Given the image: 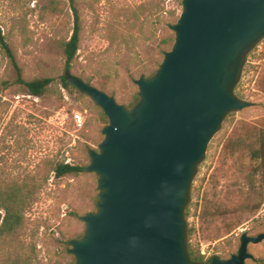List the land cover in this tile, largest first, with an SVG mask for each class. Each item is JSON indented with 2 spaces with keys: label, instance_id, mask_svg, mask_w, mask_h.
Wrapping results in <instances>:
<instances>
[{
  "label": "rangeland",
  "instance_id": "374dc122",
  "mask_svg": "<svg viewBox=\"0 0 264 264\" xmlns=\"http://www.w3.org/2000/svg\"><path fill=\"white\" fill-rule=\"evenodd\" d=\"M75 5L82 31L70 71L86 81L91 79L99 88L104 84L103 90L118 102L131 104L138 91L133 78L155 71L164 58L161 50L172 47L163 45V38L175 36L168 24L177 21L182 0H75ZM135 10L142 15L135 17ZM74 16L71 0H0V22L25 75L55 78L53 86L39 97L20 86L0 92V167L4 177L35 175L38 166L45 169L47 161L54 158L87 165L90 157L85 143L97 148L104 137L105 123L98 105L77 88L66 89L60 83L67 72L64 47L73 33ZM145 67L148 71L143 72ZM0 76L14 77V73L3 65ZM262 78L264 39L248 53L238 83L243 99L255 105L224 121L192 183L188 242L189 247L200 249L205 260L214 254L227 258L235 253L244 231L250 235L264 232V204L253 213L243 212L240 203L250 186L249 153L242 151L227 161L222 153L237 122L264 127V93L259 90ZM48 177L26 211L21 240L33 264H71L74 257L67 251V241L84 230L79 215L95 209L97 176L84 171ZM205 198L211 200L207 209L212 217L203 219ZM4 214L0 209V216ZM18 249L17 242L1 244L0 261L14 257ZM249 251L256 259L245 264H264V241L250 244Z\"/></svg>",
  "mask_w": 264,
  "mask_h": 264
},
{
  "label": "water",
  "instance_id": "95a60500",
  "mask_svg": "<svg viewBox=\"0 0 264 264\" xmlns=\"http://www.w3.org/2000/svg\"><path fill=\"white\" fill-rule=\"evenodd\" d=\"M175 40L157 69L133 78L132 104L66 72L109 118L89 149L95 209L70 238L74 264H245L264 232L244 231L237 252L195 261L187 207L211 140L232 112L255 105L236 93L248 53L264 39V0H182ZM2 222V220H1Z\"/></svg>",
  "mask_w": 264,
  "mask_h": 264
},
{
  "label": "trees",
  "instance_id": "16d2710c",
  "mask_svg": "<svg viewBox=\"0 0 264 264\" xmlns=\"http://www.w3.org/2000/svg\"><path fill=\"white\" fill-rule=\"evenodd\" d=\"M71 2L75 18L72 36L70 40L65 43L64 47L67 71H70L72 63L79 50L82 31V23L78 7L75 5V0H71ZM133 15L135 17H140L142 13L139 14L135 10L133 11ZM129 20H131V17H129ZM133 24H136L135 21L132 25ZM174 40L175 36L164 37L163 45L172 46ZM164 51L165 49L161 50L163 57ZM161 60L157 62V66H159L162 62ZM3 65L14 73V77L1 78L0 76V92H3L13 86H20L26 90L28 94L39 97L45 94L55 82V78L52 76L27 77L25 75L24 68L19 61L18 54L9 41V37L0 22V68ZM145 71H148L147 67H145L143 72ZM153 72L154 71H151L149 74ZM60 80V83L66 89L77 88L67 78L66 73L61 75ZM87 81L90 82L91 79H87ZM259 86V90L264 93V78H262L259 82ZM100 87L105 89L104 84ZM236 92L241 98H243V93L239 91V85L236 87ZM61 97H63L62 93ZM134 98V100H136L137 94ZM133 102H131V104ZM97 107L100 108L104 123L107 125L109 123V118L101 107ZM235 113L236 112L230 113L225 121L229 116L235 115ZM88 146V143H85V150H87L89 154L90 147ZM245 150L249 153L250 160L252 161L250 164V171L247 176L249 178L250 186L248 191L243 194L240 199V203L243 212L254 213L260 210L264 204V127L259 126L256 122L241 120L236 123L232 134L225 140L222 153L225 161H227L229 159L237 158L239 154ZM1 164L2 162H0V165ZM85 166L86 165L66 162L65 160H57L54 158L47 161V168L41 169L40 166H38L35 175L27 173L22 178L16 176L4 177V171L2 167H0V209L4 210L5 213L3 217L0 216V245L15 242L19 244V249L16 251V255L14 257L3 258V261H0V264H33L32 256L29 257L26 254L21 240V235L23 229L25 228V214L28 207L35 200L37 194L43 189L45 183L48 181V174L54 173L57 178H61L65 175H78L81 172L86 171ZM44 174L47 175L45 178L43 177ZM257 177H259L258 181ZM240 192L244 193L242 191ZM209 201L211 200L208 198L204 199V207L201 211L203 219L212 217L207 209ZM191 209V206L187 207V217L191 216ZM75 215L78 216L77 213H75ZM189 234L190 236L193 234L192 228L189 229ZM189 251L193 260L205 261L206 258L202 255L200 249H194L190 245ZM71 264H74V261L71 262Z\"/></svg>",
  "mask_w": 264,
  "mask_h": 264
},
{
  "label": "built area",
  "instance_id": "2783aa9c",
  "mask_svg": "<svg viewBox=\"0 0 264 264\" xmlns=\"http://www.w3.org/2000/svg\"><path fill=\"white\" fill-rule=\"evenodd\" d=\"M77 119H79L80 121L82 120V116L80 114H77Z\"/></svg>",
  "mask_w": 264,
  "mask_h": 264
},
{
  "label": "flooded vegetation",
  "instance_id": "af4514ba",
  "mask_svg": "<svg viewBox=\"0 0 264 264\" xmlns=\"http://www.w3.org/2000/svg\"><path fill=\"white\" fill-rule=\"evenodd\" d=\"M255 236V235H254ZM237 252V251H236Z\"/></svg>",
  "mask_w": 264,
  "mask_h": 264
}]
</instances>
